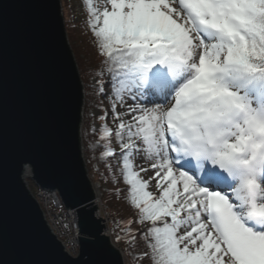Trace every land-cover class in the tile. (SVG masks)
I'll list each match as a JSON object with an SVG mask.
<instances>
[{"label": "snow or ice", "instance_id": "obj_1", "mask_svg": "<svg viewBox=\"0 0 264 264\" xmlns=\"http://www.w3.org/2000/svg\"><path fill=\"white\" fill-rule=\"evenodd\" d=\"M84 3L103 58L99 90L112 101L99 117L112 116L100 157L120 158L142 225L128 239L138 231L147 247L139 255L264 264V0ZM138 153L149 162L139 171ZM4 243L0 219V258Z\"/></svg>", "mask_w": 264, "mask_h": 264}, {"label": "water", "instance_id": "obj_2", "mask_svg": "<svg viewBox=\"0 0 264 264\" xmlns=\"http://www.w3.org/2000/svg\"><path fill=\"white\" fill-rule=\"evenodd\" d=\"M84 99L61 0H0V264H125L96 212L81 145ZM27 166L76 212V256L50 228Z\"/></svg>", "mask_w": 264, "mask_h": 264}, {"label": "trees", "instance_id": "obj_3", "mask_svg": "<svg viewBox=\"0 0 264 264\" xmlns=\"http://www.w3.org/2000/svg\"><path fill=\"white\" fill-rule=\"evenodd\" d=\"M69 23L68 27L71 30L80 28V33H84L87 36L89 44L94 46V51L97 54L94 44V36L90 31L85 18H81L79 23L74 21V18L70 11H67ZM74 22V23H73ZM80 25V26H79ZM92 52V49H91ZM95 57V54H92ZM92 55L86 57L87 62L85 68L82 69V78L84 80L85 90V103H84V124H83V145L86 164L89 172H93L101 182V190L103 195L104 204L107 207V212L110 214V227L113 229V233L117 236H121L123 246L122 250L128 258V264H149L146 258L140 256L147 250L145 241L141 238L138 231L135 234V241L131 242L128 239L129 229L137 230L142 227L138 222L137 211L131 205L128 199L129 186L124 182L122 174V164L119 156L105 157L101 159L100 154L104 151V141L100 140V132L96 129L94 121L97 119L94 117L92 108L96 103L101 105L103 101V95L100 92V80L102 77L98 75L100 70L101 60L96 61V58ZM97 78L96 83L93 82V78ZM95 129V131H93ZM111 146L116 148L118 152V146L116 141L111 142ZM127 220H132L131 224H125Z\"/></svg>", "mask_w": 264, "mask_h": 264}, {"label": "rangeland", "instance_id": "obj_4", "mask_svg": "<svg viewBox=\"0 0 264 264\" xmlns=\"http://www.w3.org/2000/svg\"><path fill=\"white\" fill-rule=\"evenodd\" d=\"M94 5L96 6H101L103 4V0H93ZM61 4H62V12H63V16H64V22H65V26H66V30H67V36H68V41L72 47V50L74 52L75 55V59L80 71V75L82 78V69L85 68L87 59L86 57L92 55L93 53L95 54V57L92 55V57L96 58L98 60H102L103 58L96 54V52L94 51V46L92 44H89V41L87 36L84 35V33L82 32V34L80 33V28H77L76 30H71L68 25L69 23H67L66 19L68 18L67 16V11H70L74 21L79 23V20L81 18H85L87 20L88 18V13L85 7V3L84 0H61ZM74 23V22H73ZM80 26V25H79ZM92 49V52H91ZM83 81V86H84V80L82 78ZM97 78H93V82L96 83ZM107 86H105L106 88ZM86 89L84 88V91ZM86 96V94H85ZM103 101H101V105H97L96 103L93 105L92 108V112L95 118H97L94 121V125L96 127V129L100 132V127L103 123H108L109 126H112V116L109 113L107 115L106 121H101L99 119V117L101 115H104L106 112H109V108H110V104H111V99L105 95H103L102 97ZM130 102V101H129ZM157 103H160V101H156ZM84 103H85V99H84ZM123 108H118V111H123ZM83 124H84V104H83V118H82V128H81V145H82V150H83V154H84V145H83V140H82V135H83ZM101 135V132H100ZM85 157V155H84ZM134 164H135V168L137 171H139L140 167H144L147 168L149 166V162L146 161L143 158V153H138L135 158H134ZM88 175L92 180V185L94 187V191H95V195H97L98 197V206L97 207V215L98 216H102V218L104 219V223L106 225V228L104 230L105 233L109 234V238L112 242V244L114 246H116L122 253L124 256V260H125V264H128V258L125 254V251L122 250V246H123V242L122 239L117 240L116 237L117 235H115L113 233V229L109 226L110 223V214H108L107 212V207L104 204L103 201V195H102V190H101V182L99 180H97L95 174L93 172H89L88 170ZM140 175L144 178V179H148V176L152 175V173L149 171L148 173H143L141 172ZM32 169L30 166H27L25 171H24V177L27 180V185L29 187H31L34 190V186L32 185V183L34 182L32 179ZM149 191H155V186H154V181L150 182Z\"/></svg>", "mask_w": 264, "mask_h": 264}, {"label": "built area", "instance_id": "obj_5", "mask_svg": "<svg viewBox=\"0 0 264 264\" xmlns=\"http://www.w3.org/2000/svg\"><path fill=\"white\" fill-rule=\"evenodd\" d=\"M32 192L41 204L44 216L52 231L62 241L69 253L77 255L80 248V233L76 212L65 206L57 189L36 186ZM96 197L98 196L96 195Z\"/></svg>", "mask_w": 264, "mask_h": 264}, {"label": "bare ground", "instance_id": "obj_6", "mask_svg": "<svg viewBox=\"0 0 264 264\" xmlns=\"http://www.w3.org/2000/svg\"><path fill=\"white\" fill-rule=\"evenodd\" d=\"M157 101H159V100H157ZM160 102H161V101H160ZM82 114H83V111H82ZM82 117H83V116H82ZM94 202H95V203H98V198H97V197L95 198ZM74 256H76V255H74Z\"/></svg>", "mask_w": 264, "mask_h": 264}]
</instances>
